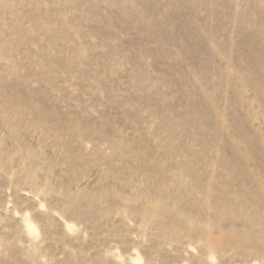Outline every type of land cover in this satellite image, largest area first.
<instances>
[{"label":"rangeland","instance_id":"374dc122","mask_svg":"<svg viewBox=\"0 0 264 264\" xmlns=\"http://www.w3.org/2000/svg\"><path fill=\"white\" fill-rule=\"evenodd\" d=\"M0 264H264V0H0Z\"/></svg>","mask_w":264,"mask_h":264},{"label":"bare ground","instance_id":"6f19581e","mask_svg":"<svg viewBox=\"0 0 264 264\" xmlns=\"http://www.w3.org/2000/svg\"><path fill=\"white\" fill-rule=\"evenodd\" d=\"M31 229V228H30Z\"/></svg>","mask_w":264,"mask_h":264}]
</instances>
